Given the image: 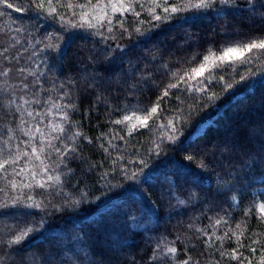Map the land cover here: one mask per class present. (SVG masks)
Listing matches in <instances>:
<instances>
[{
    "label": "trees",
    "instance_id": "obj_1",
    "mask_svg": "<svg viewBox=\"0 0 264 264\" xmlns=\"http://www.w3.org/2000/svg\"><path fill=\"white\" fill-rule=\"evenodd\" d=\"M12 2L27 7L31 0ZM0 12L4 13L0 25H7V35L0 33V51L8 48L9 56L20 58L18 64L0 58V71L9 70L7 76H0V140L12 129V145L30 151L21 143L27 137L13 115L16 106L10 105L7 97L12 92L31 99L34 87L47 90L41 92L44 98L51 95L55 99L67 92L64 102L74 105L72 121L92 140L88 143L81 138V158L67 160L76 177L71 199L79 203H65V197L53 194L47 197L50 203L46 202L44 211L26 209L38 213L34 217L37 222L43 217V224H37L21 246H13L14 252L6 243L0 245L6 252V264H19L22 258L27 264H150L148 256L161 238L176 241V246L186 249L198 264H239L230 258L238 245H243L239 252L247 258L245 264L247 260L259 264L264 252V220L252 206L257 204V179L264 174V62L253 66L256 75L232 89L213 84L203 99L186 92L183 85L167 96L163 93L179 80L172 72L191 76V69L203 62L209 48L223 49L228 46L225 40L234 45L247 42L257 30H264V21L208 13L194 20L161 21L153 27L151 23L140 25L129 15L125 20L128 32L117 33L116 40L105 42L86 25H64L62 30L59 19L44 13L16 12L4 6ZM71 16L68 12L67 18ZM141 19L151 18L142 14ZM137 27L140 32L135 31ZM17 28L19 32L9 30ZM51 35L63 39L52 41L57 45L54 50L41 51ZM117 43L122 48L113 51ZM109 44L112 47L104 51ZM97 53L99 63L92 65L88 58ZM193 57L195 62L190 63ZM205 63L211 69L215 58L210 56ZM20 67L35 71L36 76H21L17 71ZM94 73L104 79L93 80ZM226 75L231 76V70ZM240 75H247V70L241 69L235 79ZM36 77L40 84L33 86ZM25 81L30 85L27 95L22 89ZM133 83L136 90L129 92L128 85ZM116 104L128 106L129 111L109 115L107 105ZM157 104L158 114L150 115ZM177 108L183 109L185 122L178 126L176 140L170 142L161 138L157 125H166ZM133 110L147 118L148 126H138L129 134L127 121L110 123L133 114ZM207 120L211 123L192 137L197 126ZM114 131L124 137L114 141L115 149L107 139H97L101 133L111 139ZM156 144L160 145L158 150ZM188 155L193 158L185 159ZM202 163L208 167H200ZM61 170L66 171L63 165ZM40 191L44 190L36 189L32 194ZM261 197L264 199V194ZM180 200L185 203L180 204ZM17 219L11 211L0 217V240L8 239ZM216 220L221 224L216 225ZM151 264H164V258Z\"/></svg>",
    "mask_w": 264,
    "mask_h": 264
},
{
    "label": "snow or ice",
    "instance_id": "obj_2",
    "mask_svg": "<svg viewBox=\"0 0 264 264\" xmlns=\"http://www.w3.org/2000/svg\"><path fill=\"white\" fill-rule=\"evenodd\" d=\"M0 6L14 9L16 12L35 11L38 14L44 13L53 20L59 19L62 30L64 25H70L72 28H80L86 25L87 28L95 30L94 34L100 36L105 42L116 40L117 33L123 35V33L128 32L125 20L128 19L129 15L135 17L136 22L140 25L151 23L153 27L158 26L161 21L176 18L194 20L208 13H215L217 16L238 14L248 20L258 18L264 21V0H95V3H93V0H84L83 3H79L78 0H31L27 7L18 6L12 0H0ZM61 8L65 11L60 12ZM68 12L72 13L70 19L67 18ZM142 14H146L151 19H141ZM3 16L4 13L0 12V17ZM121 16L124 18L121 19ZM77 17H79V21H77ZM6 29L7 25H0V33L7 35ZM9 30L20 31L19 28ZM135 31L140 32V27H137ZM224 35L227 37L229 33L225 31ZM46 39L50 42L45 44L41 51L54 50L57 45L52 41H59L63 37L51 35ZM16 42L19 43V41ZM39 43L38 41L37 44L39 45ZM225 44L228 46L223 49L214 46L209 48V55H204L203 62L198 67L191 69V76L188 73L180 75L179 71L172 72V77L179 76V80L177 83L169 84L163 96H167L170 90L179 89L183 85L186 92L199 94V98L203 99L208 88L213 84H222L227 89H232L235 84L245 82L249 76L257 74L252 69L254 65L264 62V30H257V34L248 39L247 42L241 41L234 45L231 40H225ZM111 47L112 45H107L104 51H108V48ZM121 48L122 45L117 43L113 51ZM8 51V48H3L0 51V58L4 61H15L18 64L19 55L9 56ZM217 53L219 54L217 55ZM98 56L99 53L88 58L92 65L99 63ZM109 56L112 60L115 59V56H112L111 53H109ZM210 56L215 58V63L211 66V69L205 63L210 60ZM105 59L108 58L105 57ZM195 59L193 57L190 63H194ZM241 69H246L247 75H240L239 80H236L235 74H238ZM206 70H208L207 76L205 75ZM229 70H231V76L226 75ZM17 71L21 76L25 74L36 76L35 71L29 68L20 67ZM8 72L9 70L5 68L0 71V76H7ZM215 72H219V75H215ZM261 75H264V73H261ZM229 78L233 80V83L227 82ZM92 79L102 81L104 78L94 73ZM39 84V77H36L32 81V85ZM22 89L27 95L30 85L25 81L22 84ZM134 90H136L134 83L128 85L129 92ZM42 91L47 93V90L42 87H34L31 92V99H25L24 95L14 96L12 92H9L7 97L8 103L16 106L13 115L19 121L23 136L27 137V140L21 143L30 148V151H21L19 145H12V129L7 130V138L0 140V181L4 182V186L0 187V193H3V198L0 199V217L8 215L11 211V214L18 218L17 222L9 229L8 239L6 241L0 240V245L6 243L7 247L12 249L13 252L16 251L13 246H21L27 239L31 238V235L36 231V225L43 224V217L37 222L34 217L38 213L26 211V209L44 211L46 202L50 203L47 197L53 194L65 197V203H79V201L71 199L70 193L75 187L72 185V180L76 177L75 171L68 166L67 160L81 158L78 144L81 138L87 140L88 143H92L91 138L83 136L79 127L71 119L70 111L74 108V105L70 102H64L68 93L62 91L58 98L53 99L51 95H47V98L41 96ZM212 98V96H209V99ZM98 99L100 98L98 97ZM34 105L39 110H37V107H33ZM107 107L109 108V115L115 112L126 113L129 111L128 106L121 108L118 104L107 105ZM158 110L159 104L151 108L150 115L158 114ZM131 120L138 121V125H132L129 134L138 126H148L147 118L137 116L135 110H133L131 117L123 115L121 119L112 120L110 123L121 125L125 121ZM184 122L183 109L177 108L173 118L169 119L166 125H157V128L161 130V138L170 142L176 140L178 126ZM101 138L107 139L108 145L114 149L118 147L114 141L124 139L115 131L111 139H108L105 133H101V136L97 137V139ZM100 147L104 148V151H108L103 143ZM159 147L160 145L156 144L157 150ZM192 158V155L185 157L188 160ZM61 165L64 166L66 171L61 170ZM200 167L207 168L208 164L202 163ZM9 169H11V172H9ZM101 179H103V176ZM50 188L55 189V193L49 192L48 189ZM36 189L44 191L36 192V195H33L32 193ZM65 189H68V191H65ZM193 195L196 194L193 193ZM36 196L40 197L39 201H37ZM179 203L184 204L185 201L180 200ZM252 207L260 214V219L264 220V202L254 204ZM29 217H33V219L30 220ZM215 224H221V220H216ZM203 234L206 235V233ZM225 236H227V233ZM240 247H243V245H238L236 249L232 250L230 258L239 261V264H245L247 258H244L243 254L239 252ZM151 252L152 254L148 256L150 264L151 262L160 261L161 258H164V264H198L186 249L176 246V241L161 238ZM221 255L223 256L225 253L222 252ZM181 256L184 258L181 259ZM0 264H6V252L3 247H0ZM13 264H16V262H13ZM19 264H27L26 259L22 258ZM247 264H253V262L247 260ZM259 264H264V252L261 253Z\"/></svg>",
    "mask_w": 264,
    "mask_h": 264
},
{
    "label": "rangeland",
    "instance_id": "obj_3",
    "mask_svg": "<svg viewBox=\"0 0 264 264\" xmlns=\"http://www.w3.org/2000/svg\"><path fill=\"white\" fill-rule=\"evenodd\" d=\"M137 116H140L141 118H146L144 115L141 114H136ZM130 117L132 116V114L129 115ZM127 123L132 126V125H138V121L136 120H131V121H127ZM211 123V120H207L205 122L200 123L196 130L194 131L192 137L199 135L203 132V130L205 129V127L207 125H209ZM257 181L260 183V185L254 190V194L256 196V200H257V204L260 202H264V199L261 197L262 194H264V174H262Z\"/></svg>",
    "mask_w": 264,
    "mask_h": 264
}]
</instances>
